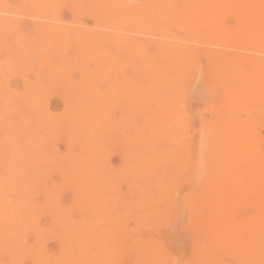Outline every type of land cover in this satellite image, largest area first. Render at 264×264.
Here are the masks:
<instances>
[{"label": "bare ground", "instance_id": "1", "mask_svg": "<svg viewBox=\"0 0 264 264\" xmlns=\"http://www.w3.org/2000/svg\"><path fill=\"white\" fill-rule=\"evenodd\" d=\"M1 1L0 264H262L264 0Z\"/></svg>", "mask_w": 264, "mask_h": 264}, {"label": "rangeland", "instance_id": "2", "mask_svg": "<svg viewBox=\"0 0 264 264\" xmlns=\"http://www.w3.org/2000/svg\"><path fill=\"white\" fill-rule=\"evenodd\" d=\"M1 1V0H0ZM7 2H15L16 3V5H19L20 3H21V0H6ZM1 2H5L4 0H2ZM52 2H55V3H58V4H60V6H59V10H60V12H59V16L57 15L55 18H56V20H55V18L54 19H51V18H48L47 19V17H45L46 15L45 14H42V15H44V16H42L41 18L40 17H34L33 19L32 18H30V19H32L31 21H34L36 24L34 25V23H32V22H28L27 20H29V19H27L26 18V23L27 24H24L25 22H23V25H24V28H26V30H28V33L30 32V30L31 31H33L34 30V33L33 32H31V33H29L30 35L32 34V36H29L30 37V39H34L37 35H38V30H39V28H43V29H47V26H46V24L48 23L49 25H51L50 23H51V21H52V24L53 25H56L55 27H57L58 29H59V27H61V25H62V27H66V26H69V24L71 25H73V27H75L74 26V24H73V16H72V12H71V8L68 6V4H67V0H52ZM62 4V5H61ZM8 14V15H7ZM0 15L1 16H3V17H7V16H9V17H11L10 15H12V14H10V13H0ZM15 15V14H14ZM13 16V15H12ZM46 18V19H45ZM41 19H43V20H41ZM54 20V21H53ZM30 21V20H29ZM22 22V21H21ZM68 23V24H67ZM60 24V25H59ZM26 25V26H25ZM28 25V26H27ZM27 27L29 28V29H27ZM34 27H37L38 29H37V31H35V29H34ZM35 32H37V35L35 34ZM11 34V33H10ZM10 34H8V35H10ZM24 34V33H23ZM25 35H27V34H25ZM34 35H36L35 37H33ZM46 34H44V35H40V36H43L45 39V43H47V42H49V41H47V40H49V37L51 38L52 36H49V37H47V36H45ZM64 35V34H63ZM33 37V38H32ZM46 37H47V39H46ZM64 37V36H63ZM41 38V37H40ZM39 38V39H40ZM54 38V37H53ZM58 38H60L61 39V36L60 35H58ZM58 38H54V40H53V42H52V40H50L51 41V44H52V46L50 45V47H53V45L55 44V43H58V42H60V39H58ZM9 39H10V37H9ZM9 39H7V40H9ZM42 39V38H41ZM44 40H43V42H44ZM59 40V41H58ZM10 41V40H9ZM8 41V42H9ZM42 41V40H41ZM47 41V42H46ZM65 42V41H64ZM64 42H62V43H58V47H60L61 46V44H63ZM41 43V42H40ZM13 44H14V46H11V47H16L15 45V43L13 42ZM48 44H50V43H47V45ZM47 45H46V47H47ZM63 46V45H62ZM45 47V48H46ZM48 48L49 50H48V52L49 53H53L54 52V49L52 48ZM56 46L54 45V48H55ZM14 49V48H13ZM15 50V49H14ZM13 50V51H14ZM52 50V51H51ZM56 50V49H55ZM46 52H47V50H46ZM243 58V57H242ZM243 59H245V58H243ZM246 67V66H245ZM248 67L249 68H252L250 65H248ZM248 67H246V72L247 73H249L250 71L248 70L249 68ZM249 71V72H248ZM258 71H256V73H255V71L252 73L254 76H256V75H258V73H257ZM264 84V83H263ZM263 92H264V90H263ZM262 92V95H261V98L262 99H256L255 101H251V99L250 100H248L249 101V103H250V107L248 108L249 109V111H247L248 112V114H251L252 115V112H253V114L255 113L256 114V116H259V114L257 115V113H259V109H262L263 107H264V101H263V98H264V93ZM259 100V101H258ZM261 102V103H260ZM253 103H255L254 105H253ZM252 104V105H251ZM256 106V107H255ZM262 107V108H261ZM256 108H258V110L256 109ZM252 109H253V111H252ZM255 109H256V111H255ZM264 109V108H263ZM262 109V113H261V115L260 116H262V117H260L259 116V118L261 119V121H262V125H263V129H264V110ZM261 111V110H260ZM263 119V120H262ZM264 131V130H263ZM262 149H263V151H264V142L262 143V145L260 144L259 145ZM202 235H204V236H206V234H204V233H202V234H197V233H185V234H177V232H176V234L175 235H172L171 236V238L173 239V240H177V242L179 243V248H177V250L175 251V253H174V255H175V257L177 256L178 257V261L176 262H174L173 260H171L172 258H171V252L169 251V253L171 254H169V255H167V256H170V259L169 258H167L166 259V257H165V259L164 258H162V260L163 261H165V264L167 263L166 262V260L169 262V260H170V264H190V262H192L191 261V259L194 257L195 258V256H196V254H198V255H200L201 253L203 254L204 252H205V250L204 249H207L206 250V252L208 251V250H211L212 251V253H216V251L217 250H213L212 248L210 249V248H206V247H204L203 246V248H202V246H199L198 244H202V241H203V239H202V237H204V236H202ZM183 236V237H182ZM197 236V237H196ZM178 237H179V239H178ZM194 239H197L196 241L194 240ZM202 239V240H201ZM194 240L195 242H193L192 243V241ZM205 240V239H204ZM194 243H195V245H197V247H195L194 249H193V247L191 246V244L193 245V246H195L194 245ZM191 246V247H190ZM199 251V252H198ZM200 251H202V252H200ZM167 252V251H166ZM161 253H163V252H161ZM168 253V252H167ZM166 253V254H167ZM208 253V252H207ZM210 253V252H209ZM155 254V253H154ZM166 254H161V256L163 255V256H165ZM192 254V255H191ZM227 261H229L227 264H235V261L233 262L232 261V259H231V261H230V259H226ZM142 261V260H141ZM188 261H190V262H188ZM138 262V264H140V260H138L137 261ZM221 262V261H220ZM141 263H143V262H141ZM193 263V262H192ZM191 263V264H192ZM260 263H261V261H260ZM264 263V262H263ZM262 263V264H263ZM130 264H132V263H130ZM163 264V263H162ZM194 264H197V262L196 263H194ZM200 264V263H199ZM203 264H223L222 262L221 263H217V262H212V263H203ZM224 264H226V262L224 261ZM256 264H257V262H256Z\"/></svg>", "mask_w": 264, "mask_h": 264}]
</instances>
